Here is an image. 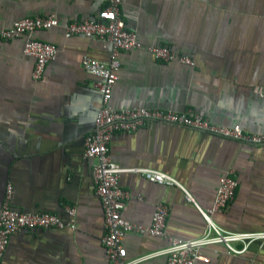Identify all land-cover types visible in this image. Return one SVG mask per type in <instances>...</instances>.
<instances>
[{"label":"crops","instance_id":"crops-1","mask_svg":"<svg viewBox=\"0 0 264 264\" xmlns=\"http://www.w3.org/2000/svg\"><path fill=\"white\" fill-rule=\"evenodd\" d=\"M107 0H0V29L13 21L52 14L58 24L10 39L0 37V206L7 182L18 210L64 215L76 209V228L21 229L10 235L0 264H108L101 244L103 215L91 177L93 158L83 157L99 91L84 70L82 54L108 60V41L64 35L72 19L93 18ZM120 14L139 43L120 50L118 77L109 103L114 108L191 109L222 125L264 132V0H121ZM28 37L51 42L55 58L43 80L32 78L33 57L23 53ZM166 45L193 63L155 59L148 48ZM109 153L123 167H151L178 185L122 172L129 192L123 214L148 224L158 202L168 206L165 229L174 237L199 235V210L212 206L218 178L232 169L234 195L227 209L210 218L230 231L264 230V143L248 144L180 125L149 123L115 132ZM168 244L164 237L127 232L122 245L131 258ZM237 248L239 241L233 242ZM194 264H264V242L241 253L217 243L201 249ZM138 264H165L157 255Z\"/></svg>","mask_w":264,"mask_h":264},{"label":"built area","instance_id":"built-area-1","mask_svg":"<svg viewBox=\"0 0 264 264\" xmlns=\"http://www.w3.org/2000/svg\"><path fill=\"white\" fill-rule=\"evenodd\" d=\"M120 3L121 0H107V4L99 9L95 17L72 19L65 24L64 28L66 37L82 35L99 38L108 41L111 45L108 60L97 59L88 54H82L80 57V63L84 70L97 77L93 85L100 94L92 129L83 138L82 154L84 158L94 159L91 177L102 209L101 244L106 253L108 264H138L157 255L165 256V264H194L197 260H208L201 253L203 247L220 243L228 252L241 253L253 241L264 242V230L230 231L217 225L210 218L212 212L227 209L234 195L237 182L232 169L227 170L218 178L212 206L207 210L199 208L205 220V226L202 232L195 237L180 238L167 234L165 222L168 206L162 202H158L154 206L148 224L131 222L124 216L123 203L129 198V192L118 183L120 173L137 172L152 182L174 184L179 187L181 185L174 177L158 169L140 166L123 167L113 161L109 153V142L115 132L136 131L149 123H166L205 131L248 144L264 143V132L249 131L238 124H218L191 109L173 111L139 106L120 109L112 107L109 100L112 87L118 77V52L139 45L135 33L125 26L120 14ZM57 24L58 21L52 14L27 16L1 28L0 37L10 39L29 34L37 29H48ZM148 50L155 59L160 61L176 60L193 63L188 56L179 54L166 45H153ZM23 53L34 59L32 78L43 80L45 66L55 58L57 47L51 42L28 37L23 45ZM182 189L186 198L191 199L187 191ZM11 197L12 185L7 182L0 206V261L10 235L15 231L52 227L70 230L76 228V209L73 206L65 205L64 215L48 211L18 210L12 206ZM129 231L150 237H164L168 244L163 248L127 258L122 239ZM236 241L241 242L242 246L235 247L233 242Z\"/></svg>","mask_w":264,"mask_h":264}]
</instances>
